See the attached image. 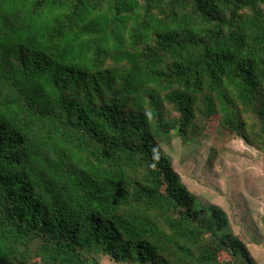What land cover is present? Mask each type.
I'll return each instance as SVG.
<instances>
[{"label": "trees", "instance_id": "trees-1", "mask_svg": "<svg viewBox=\"0 0 264 264\" xmlns=\"http://www.w3.org/2000/svg\"><path fill=\"white\" fill-rule=\"evenodd\" d=\"M214 118L264 151V0H0V264H257L162 145Z\"/></svg>", "mask_w": 264, "mask_h": 264}, {"label": "rangeland", "instance_id": "rangeland-1", "mask_svg": "<svg viewBox=\"0 0 264 264\" xmlns=\"http://www.w3.org/2000/svg\"><path fill=\"white\" fill-rule=\"evenodd\" d=\"M162 145L188 190L202 205L223 211L228 231L246 242L257 264H264V151L222 128L216 118L187 137L178 130L165 135ZM95 253L100 264H132Z\"/></svg>", "mask_w": 264, "mask_h": 264}]
</instances>
